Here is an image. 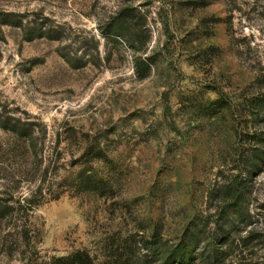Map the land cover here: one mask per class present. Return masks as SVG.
<instances>
[{"label":"rangeland","instance_id":"1","mask_svg":"<svg viewBox=\"0 0 264 264\" xmlns=\"http://www.w3.org/2000/svg\"><path fill=\"white\" fill-rule=\"evenodd\" d=\"M261 100L264 0H0V264H264Z\"/></svg>","mask_w":264,"mask_h":264},{"label":"trees","instance_id":"2","mask_svg":"<svg viewBox=\"0 0 264 264\" xmlns=\"http://www.w3.org/2000/svg\"><path fill=\"white\" fill-rule=\"evenodd\" d=\"M259 113L264 109V100L259 101L258 104ZM2 122L0 121V126ZM83 157L87 159V163H94V162H101L108 159V155L106 153V149H104L102 143H88ZM80 186H83L85 188H91V186L95 180L94 175L87 174L85 176H82L79 179ZM243 195L238 193L234 198V206L235 208H240L242 203L244 202L241 198ZM30 199H27L25 203H30ZM232 204V203H230ZM78 261H72L70 264H93L92 259L89 256H86L85 258L82 256L77 257ZM193 260V247L191 242L190 243H180L171 250L167 251L165 258L162 261V264H191Z\"/></svg>","mask_w":264,"mask_h":264}]
</instances>
